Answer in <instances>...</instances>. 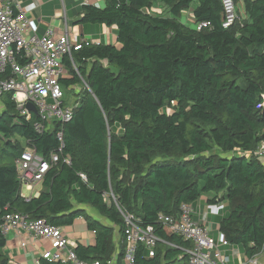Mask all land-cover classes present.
<instances>
[{
  "label": "trees",
  "instance_id": "trees-1",
  "mask_svg": "<svg viewBox=\"0 0 264 264\" xmlns=\"http://www.w3.org/2000/svg\"><path fill=\"white\" fill-rule=\"evenodd\" d=\"M159 2L165 13L150 12ZM242 4L244 16L238 4ZM238 19L222 27L220 0H105L84 4L78 22L115 26L119 46L83 43L63 61V88L79 86L78 104L63 124L59 161L41 181L38 196L21 195L14 160L25 145L44 158L56 151V128L38 133L10 93L1 98L0 223L11 211L55 226L82 217L94 232L77 243L78 258L123 264L125 226L120 209L158 236L155 254L139 243L134 264H185L191 243L158 222L177 217L182 203L227 201L217 231L245 259L264 244V163L254 151L264 142V0H234ZM192 7L196 30L180 20ZM69 156L70 163L63 162ZM96 212L104 221L97 219ZM115 229L119 242H115ZM0 264H14L2 252ZM38 264H69L40 257Z\"/></svg>",
  "mask_w": 264,
  "mask_h": 264
},
{
  "label": "built area",
  "instance_id": "built-area-1",
  "mask_svg": "<svg viewBox=\"0 0 264 264\" xmlns=\"http://www.w3.org/2000/svg\"><path fill=\"white\" fill-rule=\"evenodd\" d=\"M220 1L221 25L226 28L238 19V14L234 0ZM37 7L36 0L26 5H22L21 0H0V104L4 105L2 94L10 93L11 100L26 120L33 114L38 117L33 123L34 130L43 133L56 128L55 136L59 142L57 150L51 152L48 158L38 154L32 145H25L14 160L20 191L35 190V185L41 183L45 173L59 161L64 147L62 126L72 118L78 104L76 96L67 103L60 83L61 78L69 76L64 57L70 56L72 66L76 69L71 58L72 51L80 49L84 42L98 43L94 40L72 42L67 34L55 36L51 28L42 36L37 35L29 19L30 13ZM150 12L155 13L153 9ZM193 26L200 30L210 26V23L200 21L193 23ZM27 103H31L36 111H30L26 107ZM254 153L257 154L256 150ZM63 162L69 164V156L63 157ZM33 194L38 196L39 192L34 191ZM227 204L226 200L207 203L204 211H200L190 203H182L177 217L158 214V222L167 225L173 234L191 243V247L185 249V264H244L236 246L220 233L217 238L211 236L213 224L208 218L210 215L218 216ZM120 213L125 226V263L134 264V254L139 243L143 244L149 256H153L159 240L153 227L140 226L133 213L121 209ZM195 215L197 218H194ZM17 229L24 230L37 240L49 242L50 248L42 252V258L69 264H99L97 260L88 262L78 258L62 226L48 224L44 219H30L26 214L16 211L6 213L2 217L0 231L5 235L9 230ZM112 260L107 263L112 264ZM246 261L257 264L255 256Z\"/></svg>",
  "mask_w": 264,
  "mask_h": 264
},
{
  "label": "crops",
  "instance_id": "crops-1",
  "mask_svg": "<svg viewBox=\"0 0 264 264\" xmlns=\"http://www.w3.org/2000/svg\"><path fill=\"white\" fill-rule=\"evenodd\" d=\"M33 0H21L22 5L29 4ZM38 7L33 10L29 19L32 22L35 33L39 36L45 34V32L51 28L55 36H62L67 34L72 42H81L82 40H94L95 42L110 43L119 46V42L116 39V28L115 26H107L105 24H82L78 22L79 12L82 5L94 4L98 7H103L105 0H36ZM151 9L155 13H163L166 10L163 6L156 2ZM186 14V20H192V14L189 12H183ZM185 23H188V22ZM38 186H40L38 188ZM41 183L36 184L33 191H26L23 189L21 195L30 198L36 195L33 192H39ZM204 196L200 197L194 202L196 210L204 211L206 202ZM97 219L104 221L96 212L90 211ZM211 216V217H210ZM216 222V216L210 215ZM194 218H197L196 215ZM213 223V222H211ZM216 233L211 236L217 238V222H216ZM64 232L70 240V247L74 248L77 243L84 245H90L93 241V234L87 228L86 222L82 217H79L72 225L63 227ZM213 229V226H212ZM6 244L2 249L11 262L14 264H38V260L44 250L50 248V244L47 240H37L24 230H9L5 234ZM242 261L246 260L242 251L238 248ZM264 248L262 249V251ZM262 251L255 257L258 261ZM115 258V255L113 256ZM123 264H126L123 261ZM258 264V262H257Z\"/></svg>",
  "mask_w": 264,
  "mask_h": 264
},
{
  "label": "rangeland",
  "instance_id": "rangeland-1",
  "mask_svg": "<svg viewBox=\"0 0 264 264\" xmlns=\"http://www.w3.org/2000/svg\"><path fill=\"white\" fill-rule=\"evenodd\" d=\"M238 6H239V9H240V14L242 16H244V10H243V6H242L241 2H240V4H238ZM189 11H192V7H190ZM163 13H165V12H163ZM180 20L182 22H186L187 21L186 20V14L182 13L180 15ZM187 22H188V25L193 26V23L189 19H188ZM78 88H79L78 85H76V86H74L72 88H63L64 89V94H65V99H66L67 103L71 100L72 97H75V93H76ZM0 109L3 110L4 109V105L2 106L0 104ZM259 145H260V147L257 146V148L255 150H256V153L260 156V160L262 161V163H264V143H260ZM259 152H261V153H259ZM10 161H11V156L9 154H7V155H4L0 159V164L1 163H8ZM39 187L40 186H38V188ZM225 211H227V209L222 211V213H224ZM210 217L208 218V220H209V222H213L212 223L213 224V229H212L213 233L212 234L215 235V233H216V226H215L216 222H215V220L213 218H210ZM114 239H115V242H119V236L117 234V230L116 229H115V233H114ZM257 262H258V264H264V250L262 251L260 257H258V261ZM243 263L244 264H249L246 260H244Z\"/></svg>",
  "mask_w": 264,
  "mask_h": 264
},
{
  "label": "water",
  "instance_id": "water-1",
  "mask_svg": "<svg viewBox=\"0 0 264 264\" xmlns=\"http://www.w3.org/2000/svg\"><path fill=\"white\" fill-rule=\"evenodd\" d=\"M26 107L30 110V111H32V112H35L36 110H35V107L31 104V103H27L26 104Z\"/></svg>",
  "mask_w": 264,
  "mask_h": 264
}]
</instances>
